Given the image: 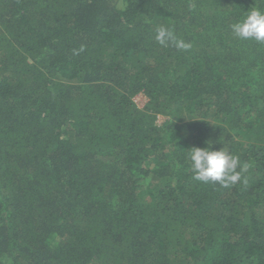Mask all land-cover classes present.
<instances>
[{
	"label": "trees",
	"instance_id": "obj_1",
	"mask_svg": "<svg viewBox=\"0 0 264 264\" xmlns=\"http://www.w3.org/2000/svg\"><path fill=\"white\" fill-rule=\"evenodd\" d=\"M253 7L0 0V264H264V43L230 28ZM207 141L241 182L193 179Z\"/></svg>",
	"mask_w": 264,
	"mask_h": 264
},
{
	"label": "clouds",
	"instance_id": "obj_2",
	"mask_svg": "<svg viewBox=\"0 0 264 264\" xmlns=\"http://www.w3.org/2000/svg\"><path fill=\"white\" fill-rule=\"evenodd\" d=\"M232 33L241 40L252 39L264 43V10L251 8L242 19L230 25ZM155 40L163 47H175L188 50L191 43L178 39L171 27L160 25L156 28ZM84 46L76 52H83ZM208 147H193L190 149L187 160L194 180L201 183H217L221 187H229L241 182L242 173L248 171L249 165L242 163L238 155L231 154L225 147L214 150L211 141ZM246 182V181H245Z\"/></svg>",
	"mask_w": 264,
	"mask_h": 264
},
{
	"label": "rangeland",
	"instance_id": "obj_3",
	"mask_svg": "<svg viewBox=\"0 0 264 264\" xmlns=\"http://www.w3.org/2000/svg\"><path fill=\"white\" fill-rule=\"evenodd\" d=\"M134 102L136 103V105L139 108H142L145 105V103L147 102V99L143 95H137L134 98ZM163 122H164V118L163 117H159L157 119V121H156L157 125H161ZM238 140L240 141V143L245 144L247 142H250L251 139H247L243 135H240Z\"/></svg>",
	"mask_w": 264,
	"mask_h": 264
}]
</instances>
